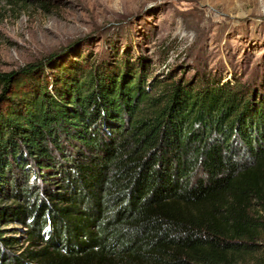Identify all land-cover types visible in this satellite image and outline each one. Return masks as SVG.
Returning <instances> with one entry per match:
<instances>
[{"label": "trees", "instance_id": "1", "mask_svg": "<svg viewBox=\"0 0 264 264\" xmlns=\"http://www.w3.org/2000/svg\"><path fill=\"white\" fill-rule=\"evenodd\" d=\"M56 56L0 72V264H250L264 79Z\"/></svg>", "mask_w": 264, "mask_h": 264}, {"label": "rangeland", "instance_id": "2", "mask_svg": "<svg viewBox=\"0 0 264 264\" xmlns=\"http://www.w3.org/2000/svg\"><path fill=\"white\" fill-rule=\"evenodd\" d=\"M86 53L146 62L149 85L182 69L186 78L212 73L224 83H260L264 0H0V72L50 54L52 64L70 65ZM1 229L29 243L22 224ZM258 244L250 264L264 261L263 237Z\"/></svg>", "mask_w": 264, "mask_h": 264}]
</instances>
